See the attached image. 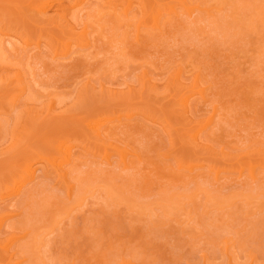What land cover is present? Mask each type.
I'll list each match as a JSON object with an SVG mask.
<instances>
[{
	"label": "rangeland",
	"instance_id": "1",
	"mask_svg": "<svg viewBox=\"0 0 264 264\" xmlns=\"http://www.w3.org/2000/svg\"><path fill=\"white\" fill-rule=\"evenodd\" d=\"M109 1L86 0L76 31L86 26L92 45L65 56L66 31L29 19L50 0H0V238L25 235L15 244L24 264H264V0H187L221 12L139 40L145 12L170 0H129V21L119 17L127 0L111 2L116 12L103 10ZM196 76L206 101L191 93ZM99 120L127 166L89 139ZM63 143L81 191L72 198L45 163Z\"/></svg>",
	"mask_w": 264,
	"mask_h": 264
},
{
	"label": "bare ground",
	"instance_id": "2",
	"mask_svg": "<svg viewBox=\"0 0 264 264\" xmlns=\"http://www.w3.org/2000/svg\"><path fill=\"white\" fill-rule=\"evenodd\" d=\"M73 1L75 3L74 4H70V7L67 10H60V8L58 6H55L54 1L50 0V2L41 3V4L37 5V7L34 10L29 11V17H30L29 19H31L36 24L37 23L40 24L41 22L45 21L47 23V26H49L51 28L53 27V28H57V29H59L61 31H66L65 33H63V35L66 34V35H64L65 36L64 40L59 44L60 48H61L60 50L63 52V55H65V56L73 53L74 52L73 48H87V47L92 45V41L90 39L89 32H88L86 26L83 27L82 30L79 29L80 32L76 31L78 23H76L75 21L77 19V16H79L78 14L82 13L83 11H85L87 9L86 8L87 7L86 6V0H76V1L73 0ZM112 1L113 0H110L109 2L106 3V5L102 6L103 10H106L107 8H109V10L111 12L112 11L116 12L117 11V7L114 6L113 4H111ZM202 5H203V3H202ZM202 5L201 4H197L196 5L195 3H192V2L188 3L187 0H170V2L168 4H166L164 9L162 8V6H159V7H161L162 10H165V11H161L160 10V11L157 12V11L153 10L154 8L150 9L149 11H146L145 14L143 15L142 19L140 20V22L136 26V30H135L136 33H137L136 39L139 40L140 36L142 37L143 33L145 31H146V33H147V31L150 32L151 30L154 31V32L163 31V29L168 24V22L170 20H172V19H175V18H179V17L182 18V16H186V18L188 20H191L192 24H194V25H199L200 23H203V22L206 23L205 21H208L207 22V24H208L209 22L213 21V19L215 18V15H214L215 12L216 13L221 12V11H218V9L216 10V9H212L211 7L210 8L206 7V5L205 6H202ZM132 8H133V3L131 1H129V0H127L126 3H124V5H123V8L121 10L122 13H120L119 17L121 19L123 18L122 20H124V21H129L130 13L132 11ZM24 13H26V12H24ZM256 13L259 14V11L257 10ZM165 16L167 18H165ZM39 24H37L36 26H38ZM152 31L150 33H152ZM202 32H204V30ZM0 34H2L1 30H0ZM37 48H41L40 47V43L37 44ZM179 72H180V74L182 73L181 71H179ZM194 81L195 82H193L194 85H193V88H191L192 89L191 93H194V95H198L200 100L202 99V102L206 101L205 99H207L208 95H210L208 93V88L204 87V85L200 84L201 82H200L199 76L198 77L196 76ZM194 95H192V97H194ZM199 98H197V99H199ZM189 99L191 100L190 96L184 97L182 99V101H181L182 102L181 107L183 106V108L186 111H190V105H191L190 103L195 101V100H193L191 102ZM218 113H219L218 110L215 109L213 115L211 116V118L207 121L206 124L203 125L204 127L203 126H202L203 128L200 127V129L198 131L199 132L198 134L204 135V133H201L200 131L204 132L205 131V127L207 128L208 126L215 124L213 120L216 118ZM130 117L128 116V119H127V117H126V119H124L125 117L124 118L123 117H118V119L119 118H123L124 121L125 120L130 121L129 119L133 118V117H131V118ZM217 117H219V116H217ZM119 120L121 122H123L122 119H119ZM120 121H117V122L121 124ZM217 122L218 121H216V123ZM123 123L121 125H126L127 124V122L126 123L123 122ZM87 130H88L89 139H91V141H93L94 143L98 144V146L100 148H102V149L104 148L103 150L106 151L105 158L108 159V161H111L110 158H112V156H111L112 154H110V152H114L116 154V156L120 157L119 161L121 160L123 165L127 166V164H130L129 159H128V152L125 150L126 148L122 149V148H120L118 146L116 147L111 142H109L112 130L109 129V126L106 127V120L105 121L104 120H99V121H97L95 123L88 124ZM198 134L195 133V135L193 136V141L195 142L194 144L200 145L201 136L198 135ZM208 136H210V135H208ZM195 146H197V145H195ZM67 147L69 148L70 146H67ZM67 147H65V143L61 144V146H58L55 149L53 161L51 162V161L46 160L45 163L47 165L49 164L54 169L57 179L59 180L60 183L63 184V186L67 190V196L69 198H72V197L76 196V193L77 194L79 193L80 189L78 188V185L74 184L69 179V177H68L69 173L63 168V164L70 163L69 159H71L70 155H72V153H71L72 152L71 151L72 148L70 147L71 150H69ZM64 148L66 149V152H65ZM110 149L113 150V151H109ZM128 151L130 152L131 150H128ZM133 153L137 154L138 160L141 159V156L137 152H133ZM117 154H119V155H117ZM43 161H44V159H43ZM105 161H107V160H105ZM126 166H124V167H126ZM260 166L262 167V165H260ZM263 168H264V166H263ZM193 170H192V172H193ZM28 172H30V171H28ZM31 173L32 172H30L29 174H31ZM256 173L257 172L255 171L254 165L250 166V175H251V177L253 179L255 177H257ZM34 178H35V176L34 177L32 176V180ZM21 187H23V186H21ZM107 188H108V192L113 197H115V195H116L115 192H113L111 189H109V187H107ZM110 188H111V186H110ZM78 189H79V191H78ZM112 189H114V188H112ZM82 192H84V191H82ZM20 193H21V190H17L15 192V195L19 196ZM78 195H80V194H78ZM111 195H109V196H111ZM6 198H7V196H5L3 198V200L6 199ZM80 198H82V197H80ZM84 198H85V196H84ZM119 201L121 203H124L127 200H126V198L125 199L123 198V199H119ZM74 203L76 205L77 202H74ZM171 204H173V203H171ZM171 204L170 203L167 204V205L164 204L165 206H163V207H165V210H163V211L168 213L171 210L170 209ZM130 205L138 208L141 211V213L144 214L145 210H143V209L146 208V207H142L141 205H138L136 203H130ZM132 206H131V208H133ZM167 206H169V208ZM166 209H167V211H166ZM1 210L2 209H0V212H1ZM147 210L149 211V209H146V213H147ZM173 210L174 209L171 210L170 214L173 213ZM152 211H153V209H152ZM174 212H175V210H174ZM153 214H154V212H153ZM155 216H156V214H155ZM7 217H8V214H6V213H1L0 214V226H1L0 229H2L4 227L3 223H4L5 219L7 220ZM155 219H157V218H155ZM11 232H9V233H11ZM13 232H15V231H13ZM2 234L5 235L7 233L2 232L0 236H3ZM6 236L3 239L0 238V264H22V263L24 264L26 261L29 262V258L27 257V255H24L25 252L23 250L24 249L23 246L21 247V246L18 245L17 248L15 247L16 243H18L20 240L26 238L25 235L20 236L19 233H11L8 237H6ZM36 242L37 241L35 240V243ZM231 247H230V249H231ZM229 251H231V250H229ZM231 253H233V252L231 251L229 254H231ZM20 255H23L25 257V258H23L24 262L21 261L22 258H20ZM233 255H235V254H233ZM232 256H231V258H232ZM26 257H27V259H26ZM36 259H37V262L41 261L40 257H37V256L35 257V260L33 258V261H36ZM233 260H235V258ZM39 264H44V262L41 261ZM124 264H132V263L130 261H126V262H124Z\"/></svg>",
	"mask_w": 264,
	"mask_h": 264
}]
</instances>
